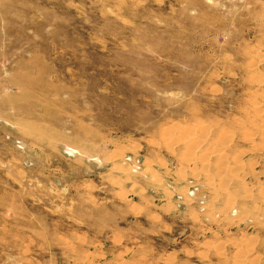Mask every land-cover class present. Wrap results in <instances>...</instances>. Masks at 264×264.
Segmentation results:
<instances>
[{"label": "rangeland", "instance_id": "obj_1", "mask_svg": "<svg viewBox=\"0 0 264 264\" xmlns=\"http://www.w3.org/2000/svg\"><path fill=\"white\" fill-rule=\"evenodd\" d=\"M256 49L264 0H0V264L263 243Z\"/></svg>", "mask_w": 264, "mask_h": 264}, {"label": "bare ground", "instance_id": "obj_2", "mask_svg": "<svg viewBox=\"0 0 264 264\" xmlns=\"http://www.w3.org/2000/svg\"><path fill=\"white\" fill-rule=\"evenodd\" d=\"M256 49L255 50V53L253 55V59L257 58L256 61H254V65L256 64L255 62H258L260 60H263L264 59V52H261V50H258ZM252 71V70H251ZM257 74V73H256ZM254 74L255 76H253V79L252 80L253 82L257 83L259 80H260V77L258 75ZM251 75V74H250ZM252 76V75H251ZM253 84V83H252ZM258 88H256L255 90L259 92V86H257ZM254 90V89H252ZM260 94V92L258 93V95ZM253 96V95H252ZM260 97V96H259ZM264 109V100H258V98L254 101L253 99V102L251 103V111L252 113H254L252 116H257L262 110ZM247 112V111H246ZM249 118V117H248ZM256 118V117H255ZM255 121V120H254ZM253 123V122H252ZM261 132V130H260ZM264 132V130L262 131ZM264 135V134H262ZM225 137V136H224ZM227 138V137H226ZM201 139V138H200ZM221 139V138H220ZM262 139V138H261ZM198 140V139H197ZM196 140V141H197ZM225 140V139H224ZM200 142V141H199ZM221 144V147L218 149V154L219 155H222V153L220 151H223V147H225L224 144L226 143H222V141H219ZM218 142V143H219ZM223 142H226V141H223ZM217 143V144H218ZM252 143V142H251ZM219 145V144H218ZM255 147L257 146L254 145ZM254 147V149H255ZM261 149V148H260ZM257 150V148H256ZM217 152V151H216ZM237 154L236 157H238L236 159V161L239 160V157L243 154ZM240 164V163H239ZM238 164V165H239ZM221 165V164H220ZM240 166V165H239ZM223 170V169H222ZM236 170H240V169H236ZM233 173H235L233 171ZM262 192V190H261ZM260 193V192H259ZM251 237V236H250ZM245 238V239H244ZM242 238V242H233L234 240L232 239H227L228 241H230V245H232L234 247V253L231 256V260L232 262L231 263H227V259H226V256L225 254L222 252V249H217L219 250L218 251V254L221 256L222 260H221V263L222 264H264V260H263V257H264V242L263 243H259L257 241H251L249 238L247 239L246 237ZM229 244V242H227ZM215 248V247H214ZM216 250V249H215ZM216 250V251H217Z\"/></svg>", "mask_w": 264, "mask_h": 264}]
</instances>
